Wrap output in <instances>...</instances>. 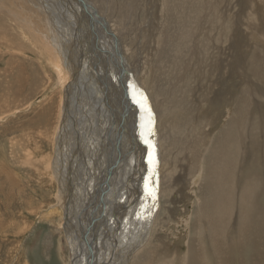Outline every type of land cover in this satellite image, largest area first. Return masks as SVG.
I'll use <instances>...</instances> for the list:
<instances>
[{
	"label": "bare ground",
	"instance_id": "obj_1",
	"mask_svg": "<svg viewBox=\"0 0 264 264\" xmlns=\"http://www.w3.org/2000/svg\"><path fill=\"white\" fill-rule=\"evenodd\" d=\"M21 1L25 3L27 8L20 3L17 4L15 0H5V6L2 7V9L4 12H7L9 11L8 8H10L13 19L19 24H24L26 30L22 31L23 35L35 46L31 48L32 51L44 57L45 63L51 67L50 70H52L55 75V81L59 87H61V89L65 87L66 89L67 86V90L65 91L68 92L69 90L68 95L63 96L64 106H62L63 97L61 98L62 95L60 96L59 94V96L57 95L58 98L53 97L54 99H50L44 104L53 107L52 110L48 107L41 109L45 111V119L43 121L45 127L48 123L46 131H52V129L56 127V129L60 128L58 130L59 133L56 134L58 136L55 141L54 138L56 136L50 139L52 150L54 149L53 147H55L54 163L53 165L50 163V165L52 166L51 170L53 169V178H56L60 185L57 197H59V201H61L59 205L60 214H62L61 211H63L65 216L64 220L67 229L65 227L62 228L64 236L66 234L68 237L65 236V239L71 251V263L89 264L86 243L89 244V248L91 247L90 254L93 258V264H103L104 256H110L108 254L109 248L105 250L106 248L102 249L97 246L93 249V245L91 246L89 241L96 242L97 245L103 242L102 231H100L99 228L102 226L101 223L105 220L107 214L115 212L113 203L109 204L107 202V199L110 200V197H106L102 194V196L99 195V199L96 198L97 192L106 188V179H117L114 177L115 172L111 171V169H126V172L133 173V175L131 174L132 177H137L136 180H127L124 185H129L123 186L125 189L130 188L131 190H136L137 193L133 199H129L124 203V208L126 209H124L122 213L124 218H122V216L120 217L121 229L118 233L122 240L115 246L120 248L124 240H130L128 239L130 225L134 223L136 217L142 216L141 212L140 214L138 213V215L135 210L131 212V208L137 202L139 195H142L143 199L147 198L145 196H148L152 204L155 202L156 197L160 198L158 202L160 205L163 198H167L165 201L167 204H173V201L170 200L171 197H173L172 194L169 197L168 195L172 189V184L170 182L174 181V185H178V178L176 179L175 173L179 160L183 163L185 162V164H183V169H185L187 164L186 169H191L192 175L197 177L195 178L192 176L195 181L198 182L196 196L199 201V204L197 203L194 207L191 219H189V241H186V252L182 255L179 253L182 257V260H180L183 262L187 260H193L195 263L199 262L197 249L200 246V242L203 243L206 238L197 245L195 243H197L196 240L202 236H207L208 243L206 250L208 256H214V258H216L215 251L217 250L222 253L220 250L221 242L227 243L225 244L228 250L230 245L238 239L236 235L230 236L231 228L229 224L232 218L225 219V216H227L226 206L230 202V197L235 198L234 208H238L241 204L244 205L247 202L245 196L248 195V193L243 192L244 189L246 191L248 189V192L252 194V198L250 199L253 200L254 194L259 191L260 188L258 180L254 185L253 177L252 179L249 177L246 178L244 177L245 173L238 177L237 175L234 176L232 173L234 170L236 171V169H223L224 162H221V160L216 162L215 158L219 152L225 150L227 143L232 145L237 142L239 146L249 145L248 141H245V138L250 135L251 128L254 124L253 118H256L258 122H260L259 124L257 123L259 127H264V116L261 118L262 114L259 111L262 106L256 99L253 101L252 95L250 96L254 88L252 87L253 82H251V77L247 73V69L244 66H240V68H244H241L242 73L239 81V78L236 79L234 76L240 60L238 59V62H235L237 60L233 57L231 64H225L229 57V52L234 54L236 50V53L239 55L238 52L240 48L241 51H244V57H249L251 54V58L254 59V57H257L255 51L259 48L258 46L255 48L251 46L252 48L248 50L246 48L247 43L243 44V42L241 43L242 45L238 47L234 46L236 43L240 44L241 41L239 39L240 36L238 35L237 37V31L239 29H235L237 24L236 22L234 23L235 18H233V16H236L233 15V13H235L234 0H231L228 5L226 4V10H221L219 8V5L221 6L224 0H170V2L169 0H164L163 3H165V6L163 5L164 9L161 10V12H163L162 15L160 14L157 18L158 22L155 20L156 17L151 14L149 22L145 20L144 22L147 23L143 24L144 28H148V30L143 29L145 33L148 32L154 34V36H158L156 45L159 46L158 49L156 48L155 51L152 52L151 57L149 59L146 58L147 60L145 59L144 62L141 56L143 54L148 55V53L142 47H139V37H141V40L143 39L142 27L139 25L137 30L135 29L136 26L133 27L132 22L136 20L133 19V16L134 18L138 16L133 15V12L128 10V4V7H126L123 5L122 0H91L90 2H86L87 0L85 2L84 0H34L36 3L31 2L32 0ZM137 1L138 0H130V2H133L130 5L132 6V4ZM30 4H34L35 9H30ZM72 4L74 6L76 5L75 7L78 10ZM95 4H98L105 14L101 12V14H99L98 9L94 7ZM84 5L87 6V8H84ZM150 5H152V3ZM231 8H233V13H231ZM21 9L26 10L25 16L27 18L25 21L22 18ZM31 13L39 17L45 16L47 20V29L50 33L46 32L44 27H34L35 20L32 18L34 15ZM243 16L245 17V15ZM107 17L108 20H112V26L114 25L116 27L115 31L119 35V38L113 34V29L108 27L109 23L106 19ZM87 19L91 20L90 23H92L94 29L87 26ZM140 20L142 21L143 19ZM76 22L78 23L75 24ZM247 24L248 23H246V25ZM263 25L264 24L259 23L252 24L251 22V24L246 26L247 30L245 33L248 32L250 34V32H252L255 35L264 37ZM56 26L60 35L59 38L53 37L52 35L54 34L53 27L56 28ZM160 26L163 28L161 34L157 31ZM138 30H140L141 33L139 32L140 34L137 37ZM88 34L90 35V43H88L89 40L87 39ZM239 34H241V32H239ZM255 35L251 37H255L256 39ZM144 36H146V34ZM241 37H243V34ZM121 41L123 42L122 44ZM256 44L262 48L261 51L264 53V47L262 46L264 45V41L263 43H259L258 40ZM119 45L125 47L130 58L133 56L139 62L135 66L137 70H131L129 68V65H127L125 61L126 56L124 59ZM8 52L12 51L8 50ZM18 54L22 55L21 52ZM121 57L122 59L120 60ZM210 59L213 60L212 63H214V65L210 64L208 67L207 61L209 62ZM258 59L263 60L264 58ZM19 64L20 61H18V59L11 64L6 63L3 71L7 75L19 76L20 80L23 79L26 81L28 79H26L25 71H22L25 68H19ZM248 67H250L249 61ZM193 74H195V77H193ZM197 76L199 77L196 78ZM201 78L207 79L210 85L204 84L205 81ZM114 79H117L116 83H118V85H116V91L120 92L118 95H120V99L123 100V103L121 100V102L117 104V101L119 102V96L115 90H108L106 86V82L114 81ZM194 80H196L197 83L194 84ZM102 86L104 90H102ZM239 86H241V90L238 89ZM100 87H102V89ZM142 87L146 92H149L148 94L149 98L152 99L151 105L153 108L151 111L147 109L146 112H142V115H145V117L140 115V118L143 117V121L147 122V124H143L144 127H138V125L135 124L136 127L139 128V131L135 130L136 128L131 131L132 134H135L131 145L134 144V141L137 139V141H135L136 144L129 147L127 153H125L124 151L126 150H124L123 155H120L119 151L122 144L125 145V142H119L117 140L118 138H115L116 136L114 135L115 137L112 143L105 144L107 141H111L109 138L110 135L108 137L105 135H108V131H113L117 116L120 115L121 118L122 116H128L131 107L133 105H139L140 101L144 104L142 107L138 106L141 111L145 105L150 104L149 98L147 99L141 93L143 90ZM135 92L137 93L135 94ZM211 94L212 96L208 98ZM7 102L8 98L4 99L3 105L1 106L5 111L8 109L5 107ZM119 104H123V106H121L122 110H119L120 112L118 115V112L113 110H117ZM60 106L64 107L62 116L59 112L62 108L58 110ZM204 106L209 113H216L218 111V113H216L220 117L218 120H222L225 117L228 118V120L224 127L221 130L218 129L219 132L213 137L215 143L212 144V142L200 151V149H197L198 144H196V141L198 138L195 136L194 126H198L201 120L198 118L194 119V117L196 113L195 109L199 110ZM220 108L221 110L219 111ZM3 109L1 113H4ZM41 109L40 111L42 112ZM230 109H232V111ZM47 111H49V113L51 111L53 114L52 118L50 117L49 119L46 117ZM154 111L156 112L155 116H153L152 113ZM229 112H231V115H229ZM246 114L248 123L245 120ZM58 118H61L60 120L62 121L59 125L54 126V124L58 123ZM149 119L151 123H149ZM207 119L210 120L209 118ZM54 120H56V122H54ZM193 121L195 125H192L193 123L191 122ZM105 124L107 125V129L103 131L102 126ZM188 125H190L189 128H187ZM132 128H134V126ZM27 131L28 132L24 131V133L29 138V144H34L36 146L37 141L36 136H34L36 131H33L34 134H31V132L29 133V129ZM142 132L144 135H142ZM54 134L55 131L52 132V135ZM13 138L16 140L13 147H18L19 149L22 147V151L17 149L12 150V166L11 164H4L8 169H19L22 166V164L19 163L21 156H24L23 159L26 161V156L23 155L22 152L26 151L29 153L31 150H28V144H23L21 142V137L20 140L18 139L19 141H17V137L13 136ZM41 140L43 139L41 138ZM146 140L147 143L145 142ZM115 141L117 144L114 143ZM113 143L114 146L112 145ZM140 143H142L143 146ZM115 145L117 147H115ZM189 150L195 151H190L188 155H183ZM199 157L208 158L212 162L214 161V163L207 164L205 169H198L197 166L200 164ZM113 159L114 161L117 159L115 163ZM254 159H252L253 163L259 165V160L257 161ZM123 161L125 162L124 166H122ZM142 167H146L149 171V175H151V179L144 180L143 177H141L142 175L139 176L142 174ZM104 169H106L105 172ZM157 170H159V174H157ZM245 170L248 172V169ZM138 173L139 175H137ZM143 173L145 174V172ZM161 174L162 176H160ZM100 176L101 178H99ZM180 176L184 178V174ZM68 177L69 180H67ZM260 177L262 179L261 182H263L264 173H260ZM183 178L181 182L184 181ZM231 180H233V184L229 183ZM19 183V181H16L15 185H19ZM146 183L148 184V191L154 190V199L148 194V191H146ZM78 184L80 185V191L78 189ZM183 184L185 185L184 182ZM72 185H75L73 189ZM96 187L98 188L96 189ZM71 190H74V193L71 194L70 203L68 201L70 193L68 192ZM180 191L182 193L183 190ZM185 198L186 196H184L183 199ZM183 199L182 201H184ZM96 205L97 208H95ZM252 205L253 204H251L250 207H252ZM91 206L93 210L90 209ZM59 208L56 205L49 212H46V214H51L56 210L59 212ZM168 208L170 209V206ZM239 208H242V206ZM94 209H96V212L99 210L98 213L95 214ZM160 210L157 213H155L156 211L154 210H148L150 214L146 215V218L150 217V219L154 221L156 216L159 217ZM236 212H240L239 209ZM78 213H80V218ZM92 213H94V215ZM95 215L99 218L97 228H94L95 226H90L92 218L94 217L95 219ZM229 217L231 216L229 215ZM236 218L238 219L239 217L236 216ZM175 219L176 217L174 216L169 218L168 213L166 221L167 230L161 232L160 230L162 228H159L157 230L160 233L155 235L156 227L154 226L151 231L149 230L150 236L148 240H145L147 243H144V248L138 250L136 253L135 251L140 243L138 244L132 240L134 242L133 245L131 244V246H128L131 249L129 255L125 252L122 257H117V262L121 261V264H126L125 260L128 262L131 254L135 253L130 264H152V262L158 261L155 254H162L163 251L165 252L163 254L164 258L168 259L169 249L166 251V241L169 237V227L172 228L171 222ZM241 219L244 220V218ZM244 221H246V216ZM151 224L149 223V225ZM117 236L120 237L119 235ZM231 237L233 238L231 239ZM183 238L184 236L181 234L178 240L183 241ZM227 240L231 244L228 245ZM95 254H98V257ZM198 254L201 255L200 251H198ZM176 255L178 254L174 253L173 257ZM163 263L166 264L167 262L162 261V264Z\"/></svg>",
	"mask_w": 264,
	"mask_h": 264
},
{
	"label": "rangeland",
	"instance_id": "obj_2",
	"mask_svg": "<svg viewBox=\"0 0 264 264\" xmlns=\"http://www.w3.org/2000/svg\"><path fill=\"white\" fill-rule=\"evenodd\" d=\"M15 1L17 2V4L20 3L22 6L26 7V5L23 1H21V0H15ZM85 1L86 0H84V2ZM90 1L91 0H87L86 2H90ZM138 1L136 3L134 2V4H132V6H131L130 4L133 2H130V0H122L123 5H125L126 7L129 6L128 7L129 9L128 8L127 9L129 11H132L133 13L132 12L131 13L133 15L138 16L135 18L133 16V19H136V20H133V22H132L133 27L136 26L135 27L136 30H137V28H139V25H140V27H142L141 28L142 30L141 29L140 30L142 31L143 39L141 40V37H139L140 38V44L142 43L141 45L139 44V47H142L148 53V55L143 54L141 56L142 61L144 62V60L146 58L149 59L152 55V52H154L155 49L156 48L158 49V47H159L156 45V39L158 36L157 35L154 36V34H152V33H148V32L145 33V31H143V29L148 30L147 27L144 28L143 24L147 23L144 21L147 20L149 22V20H150L149 18L151 16V14H153L154 17H156V19H155L156 22H158L157 18L160 16V14L162 15L163 12H161V10L164 9L163 5L165 6V3H163L164 0H153V1L142 0L139 2ZM31 2L36 3L34 0H32ZM81 2H83V1H81ZM150 2L152 3V5H150L151 4ZM169 2H170V0H169ZM230 2H231V0H224L222 2V5L221 6L219 5V8L221 10H226L225 6H227L228 3H230ZM233 3H234V11L236 14L233 13V8H231V13H233V15L237 16V17L233 16V18H235L234 23L236 22V24H237V27L235 29H237V30L239 29L237 31V33H238L237 37L239 35L240 36L239 39L241 40L240 44L236 43V44H234V46L238 47V46L242 45L241 43L243 42V44L247 43L246 48L248 50H250L252 48L251 46H253V48L258 46L259 48H257V50L255 49L256 50L255 52L257 54V57H254L255 60L253 58H251V54L249 55V57L248 56L244 57V53H243L244 51L243 50L241 51L239 48V52H238L239 55L236 53V50H235L234 54L232 52H229V57L227 58V60H226L227 62L225 64H231L233 57H235V59L237 60L235 62H238V59L240 60L238 65H237V68L235 71V76H234V78H236V79L239 78L238 79L239 81L241 78L240 75L242 73L241 68L245 67L247 69V73L251 77V82H253L252 87L254 88V89H252L253 93H251L250 96L252 95L253 101H254V99H256L257 101L260 102L262 108L259 111L262 114L261 118H263V116H264V59L259 60L258 58H260V59L264 58V53L261 51L262 48H260V46L257 45L256 43L258 42V40H259V43H263L264 37L260 36V35H255L252 32H250V34L248 32L247 33H245V32L247 30L246 26L251 24V22H252V24L253 23L264 24V0H234ZM127 4H128V6H127ZM145 4H146V6H145ZM30 5H31L30 9H33V8L35 9L34 4H30ZM4 6H5V0H0V264H72L71 263V261H72L71 251L69 250L67 241L65 239V236L67 237V235L65 234V236H64V234H63L64 231L62 228V227L66 228V222L64 220L65 216H64L63 211H61L62 214H60L59 205L61 204V201H59V197H57L58 196L57 193L60 189V187H59L60 185H59L57 179L53 178V174H52L53 169L51 170V168H52L51 165H53V163H54L55 147H53L54 149L52 150V148H51L52 144H51L50 139H52L53 136L54 137L56 136L54 138V141H55V139L58 136L56 134L59 133L58 130L60 128L56 129L57 127L56 128L52 127L55 130L54 129H52V131L48 130L50 133L48 131H46V127H47L48 123L46 124V127H45L44 122H43L45 119V117H44L45 111L41 109V108L45 109V107H48L52 110L53 107H50V106L44 105V104L46 102H48V100L54 99L53 97L58 98L59 94H60V96L62 95L61 98L64 95L67 96L69 93V90H68V92L65 91V90H67V86H66V89H65V87L62 88L63 90L61 89V87H59V85L55 81V78H56L55 75L53 74L52 70H50L51 67H49V65H47V63H45L46 61H45L43 56H39L34 51H32L31 48L35 47V46L33 45V43H30V40L27 39L23 35L22 31L26 30V27L24 26V24L23 23L19 24L13 19V14H12V11L10 8H8L9 11L4 12V10L2 9V7H4ZM216 6H218V5H216ZM38 7L40 9L39 5H38ZM85 7L87 8V6H85ZM94 7L98 9L99 14H101V13L105 14V12L102 9H100L98 4H95ZM144 9H145V11H144ZM158 9H159V11H158ZM135 10H136V12H135ZM21 14L23 15L22 18L25 21V19L27 18L25 16L26 10L21 9ZM31 14H33V13H31ZM33 15L34 16L32 18L35 20L34 21V27H40V28L44 27L45 31L50 33V31L47 29L48 28L47 27V20H46L45 16L39 17L35 14H33ZM243 15H245V17ZM139 17H141V18H139ZM236 18H237V20H236ZM106 19L109 23L108 27H110V29L112 28L113 32H114V33L113 32L112 33L115 34L116 37H118L119 35L115 31L116 27L114 25L112 26V24H113L112 20L111 19H110L111 21L108 20V17ZM140 19H143V20L141 21ZM87 20H88L87 26L94 29L92 23H90L91 20H89V19H87ZM135 22L137 23V25ZM245 22L248 24L246 25ZM77 23L78 22H76L75 24H77ZM240 23H241V25H240ZM79 25H80V23H79ZM157 25H158V23H157ZM18 26H20V27H18ZM53 29H54V34H52L53 37L59 38L60 35L58 33L57 26H56V28L53 27ZM140 30H138V32H137V37L141 33ZM162 30H163V28L161 26L157 29L159 34H161ZM239 32H241V34H239ZM144 33L146 34V36H144L145 35ZM242 34H243L244 38L241 37ZM252 35H255L256 39H255V37H251ZM87 39L89 40L88 43H90V35L89 34L87 36ZM147 39H149V40H147ZM122 43L123 42L121 41V44ZM119 46L121 47L120 49H121V53L123 54L124 59L126 56L125 61H126L127 65H129V68L131 70H137V68H135V66L139 62L133 56H131V58H130V55L127 53V51L123 45H119ZM262 46L264 47V45H262ZM37 47H39V46H37ZM8 50L12 51V52H8ZM19 52H21L22 55H19L18 54ZM257 52H259V53H257ZM223 58H226V57H223ZM16 59H18V61H20V64L18 67L19 68H25L22 71L23 72L25 71L26 79H28V80H26V81H24L23 79L20 80L19 76H14V75H9V74L7 75L3 71L6 63L11 64ZM212 61H213L212 59L209 60L210 63L207 61L208 67L210 64L214 65V63H212ZM248 61L250 62V67H248ZM240 66H244V67L240 68ZM193 77H195V74H193ZM198 77L199 76H197L196 78H198ZM201 79L205 81L204 84L210 85V82L207 79H203V78H201ZM116 82H117V79H114V81L113 80L108 81V82H106L107 83L106 86H107L108 90H115V92L118 95V93H120V92L116 91V85H118V83H116ZM255 82H256V84H255ZM195 83H197L196 80H194V84ZM102 87H100V88L102 89ZM209 87H211V86H209ZM209 87H208V89H209ZM240 87L241 86L238 87L239 90H241ZM102 90H104V87ZM136 93L137 92H135V94ZM141 93L147 99L149 98V94H148L149 92H146V90L144 88H143ZM45 94H46V96H45ZM118 96H119V102L117 101V104L120 103L122 100V99H120V95H118ZM211 96H212V94L210 96H208V98H210ZM6 98H8V102H7V105L5 107H7L8 109L5 111V109H3L1 106L3 105V101ZM151 100L152 99L149 98L150 104L145 105V107H143L142 111L140 110V108L138 106L142 107L144 105L143 102L140 101L139 105H136V106L133 105L131 107V111L128 114V116H125V117L122 116L123 119L119 115V112H120L119 110H122L121 106H123V104L122 105L119 104V106H117V110H113V111H117L118 115H119L116 117L115 124L113 126V131L112 132L108 131V133H107L108 135H105L106 137H108L110 135L109 138L111 139V141L110 142L107 141L105 144L112 143L113 138L116 136L115 138H118L117 140L119 142H121V143L125 142V145H126L125 146L122 144V147L119 151L120 155H123L124 152L127 153L129 151L128 150L129 147L134 146L136 144L135 141H137V139H136L134 141V144L131 145V143L134 139V136H135V134H132L131 131L134 130L135 128H136L135 130L139 131V128H137L136 125H138V127H140V126L142 127L143 124H147V122L143 121L144 120L143 117L140 118V115H142V112L143 113L146 112L147 109H150V111H151V109L153 108L151 105V103H152ZM25 101H26V103H25ZM248 101H250V100H248ZM29 103H30V105H29ZM122 103H123V100H122ZM192 104H193V102H192ZM62 106H64V97L62 98ZM60 108H62V110L59 111L60 115L62 116L64 107L60 106L58 108V110H60ZM2 109H3L4 113H1ZM40 109L42 110V112L40 111ZM78 109H79V107H78ZM195 110H196V113L197 112L198 113L197 114L195 113L194 119L198 118L201 120V122H199L198 126H194V128H195L194 133H195V136H197V138H198L196 141V144H198L197 149L198 150L200 149V151H201L203 148H205L207 145L211 144L212 142H213L212 144L215 143L213 140L214 139L213 137L219 132L218 129L221 130L224 127L228 118L225 117L222 120H218L220 118L219 115L216 114V113H218V111L216 113L215 112L209 113L205 106L202 109H199V110L195 109ZM220 110H221V108L219 109V111ZM230 110L232 111V109H230ZM36 111L37 112L40 111V112L37 113ZM247 112H249V111H247ZM46 113L48 114V116L46 114V117H48L49 119H50V117L52 118L53 114L51 113V111H50V113H49V111H47ZM152 113H153V116H155L156 112L154 111ZM229 113H230L229 115H231V112H229ZM91 115H92V113H91ZM142 116L145 117V115H142ZM206 116L210 120H208L206 118ZM245 118H246L245 120L248 123L247 114L245 115ZM60 119L61 118H58V123L54 124V126L55 125L57 126L61 123L62 120H60ZM253 119H254V124H253V127L251 128L250 135H249V137L247 136L245 138V141L246 142L248 141L249 145L247 146V144H246L244 146H239V144L237 142L232 144V145L227 143L225 150L222 152H219V154H217L216 158H215L216 162H218L219 160H221V162L222 161L224 162L223 169H236V171L234 170L235 173H234V171L232 173V174H234V176L237 175V177H238L240 175H244L243 173H245L244 177H246V178L249 177L251 179L253 177L254 185L258 180V184H259V188H260L259 191H257V189H256L257 192L254 194L253 200L250 199V198H252V194H250L248 192V189H247V191L245 189L243 190V192H247L248 195L245 196L246 201H247L246 202L247 205L241 204L239 206V207L242 206V208H239V207L234 208L235 207V198L230 197V202L226 206V215L227 216H225V219L227 220L229 218L230 219L232 218L230 221V224H229V226L231 228L230 236L236 235L238 237V239L234 243H232V245H230V248H228V250H227V245H226L227 243L225 242L226 243L225 244L224 242H221L220 250L222 251V253L219 250H217V251H215L216 258H214V256L213 257L208 256L207 250H206L208 241H207V236L205 235L206 237L202 236V237L198 238L196 240L197 243H195L197 245L200 241H203L206 238L203 241V243L200 242V246L197 249V257L199 258V260H198L199 262L195 263V261H193V260H187L185 262L181 261L182 260L181 255L186 252V241L188 240V238H189L188 236L190 234V227H189L190 220L189 219H191L194 207L197 203L199 204V201H198L197 196H196V192H197V188H198V182L195 181V179L193 178L195 176L192 175L191 169H186L187 164L185 166V169H183V164H185V162L183 163L182 161L179 160V164L176 168V173H175L176 179L178 178L177 179L178 185L177 186L174 185V181L170 182L172 184V189L168 195V197H169L172 194L173 197H171L170 200L173 201V204L172 205L167 204L165 202L167 198H165V199L163 198L161 200V205H160V204H158L159 199H160L159 197H156L155 202L152 204V203H150L151 201H150L148 196H145L147 198L143 199V196L139 195L137 202L131 208V212H132V210H135L137 215H138V213L140 214V212H141L142 216H140L138 218L136 217V219L134 220V223H132L130 225L129 236H128V239H130V240L129 241L124 240L123 244L120 248H117L115 246L118 244V242L120 240H122L120 234H118V233L121 229L120 217L122 216L123 210L126 209V208H124V203L129 199H133L137 193L136 190L134 191V190H131L130 188L125 189L123 186L129 185V184L124 185V183H126L127 180L128 181H131L134 179L136 180L137 177H135V178L132 177L133 173L126 172V169H111V171L115 172L114 177L117 179L116 180L115 179L114 180L106 179L105 180L106 188L104 190H101V191L99 190L97 192L96 198L99 199V195L102 196V194L106 197H110V200L107 199L108 200L107 202L109 204L113 203V208H114L115 212H112L111 214L108 213L106 216L107 220H106V218L104 220L106 223L104 221L101 223L102 226H100L99 230L102 231V239H104L103 242L100 243L101 245L99 244L100 245L99 246V245H97L96 242L91 243V241H89L90 245L91 246L93 245V249L96 248L97 246H98V248H102V249L106 248L105 250H107L109 248L108 254L110 256L109 257L104 256L103 264L104 263L105 264H112V263L113 264H118V263L121 264V261L117 262V257H122L125 252H127L126 254L129 255L131 249L128 246H131V244L133 245L134 242H137L138 244L140 243L139 247L137 248L135 253L138 250L143 249L145 246L144 243L145 242L147 243V241H145V240H148V238L150 236L149 232L152 230V228L154 226L156 227L155 235L160 233L157 230L159 228H162L160 230L161 232L167 230V227H166L167 222L166 221H167L168 213H169V218H171L173 216L176 217V219L171 222L172 228L169 227V232H168L169 237L167 238V241H166L167 243L165 242L166 243V251L169 249L168 250L169 251L168 259L164 258V255H163L165 253L164 251L162 252V254L156 253L155 256H156V259L158 261H155L154 263L152 262V264H162V261H166L167 262L166 264H264V181L261 182L262 179L260 177V173H264V167H263V164H264V141H263L264 127H259L258 124L260 122H258V120L256 118H253ZM126 120H128V121H126ZM194 121L191 122V123H193L192 125H195ZM202 121H204V122H202ZM54 122H56V120H54ZM220 122H221V124H220ZM141 123H142V125H141ZM21 125H22V127H21ZM40 126L43 128H41ZM133 126H134V128H132ZM189 127H190V125L187 126V128H189ZM28 129H29V133L31 132V134H34L33 131H36L35 134H37V135L34 134V136H36V141H37L36 146L34 144H32V145L29 144L30 143L29 138L24 133V131L28 132L27 131ZM106 129H107V125L105 124L102 126V130L105 131ZM118 129L119 130L121 129V130L119 131ZM53 130L55 131L54 135H52V132H54ZM47 132H48V134H47ZM14 134H17V135H14ZM12 135L17 137V141H19L20 137H21V142L23 144H28V150L29 151L31 150L29 153L26 151L22 152L23 155L26 156V161L23 159L24 156H21V160L19 163H21L22 166L19 169H8L5 166V164H9V165L11 164V166H12V162H13L12 150L17 149V150L22 151V147L20 149L18 147L17 148L13 147V144L16 142V140L13 138ZM38 135H40L41 137ZM41 138L43 140H41ZM119 138H120V140H119ZM46 141H47V143H46ZM249 142H251V143H249ZM114 143L117 144L116 141ZM114 143L112 144L113 146H114ZM140 144H142V143H140ZM142 146H143V144H142ZM115 147H117V146L115 145ZM119 148H120V145H119ZM141 148H143V147H141ZM243 149H245V150H243ZM124 150H126V151H124ZM190 151H195V150H189L187 153H185L183 155H188L190 153ZM261 156H262V158H261ZM3 158H4V160H3ZM254 158L257 161L259 160V163H260L259 165L253 163L252 159H254ZM113 161H114V159H113ZM115 161H114V163H115ZM199 161H200V164H199L200 166L199 165L197 166L198 169H200V168L205 169L207 164L214 163V161L212 162L208 158H202V157H199ZM1 163H2V166H1ZM50 163H51V165H50ZM122 163H123L122 166H124L125 162L123 161ZM245 169H248V172ZM13 170H14V172H13ZM105 171H106V169H104V172ZM104 172H103V175H104ZM143 172H145V174ZM157 174H159V170H157ZM183 174H184V178L182 176H180ZM85 175H86V173H85ZM127 175H129V176H127ZM137 175H139V173ZM148 175H149V171L146 169V167H144L142 174H140L139 176L143 177L144 180H149V179H151V175H149V176ZM160 176H162V174ZM181 177L184 179L183 182L185 183V185L183 184V182H181V180H182ZM99 178H101V176ZM195 178H197V177H195ZM67 180H69V177L67 178ZM16 181L20 182L19 185H15ZM120 181H121V183H120ZM229 183L233 184V180H231ZM234 185H235V183H234ZM74 186L75 185H72V189ZM183 187H184V189H183ZM97 188L98 187H96V189ZM78 189L80 191V185L79 184H78ZM102 189H103V187H102ZM180 190H183L182 191L183 195H182ZM178 191L180 192V194ZM131 192H133V193H131ZM68 193H70V195L68 196V199H69L68 201L71 203L70 197H71V194L74 193V190H71ZM184 196H186L185 199H183ZM142 199H143V201H142ZM182 199L184 201H182ZM141 201H142V203H141ZM251 204H253L252 207H250ZM56 205L59 208V212H58V210H56L51 214H46V212H49ZM86 206H87V204H86ZM140 206H141V208H140ZM161 206H162V208H161ZM169 206H170V209L168 208ZM246 207H247V209H246ZM95 208H97V205L95 206ZM90 209H92V206ZM238 209L240 212H236ZM148 210L149 211L154 210V211H156L155 213H157L160 210L159 217L156 216L155 217L156 220L154 219V221L151 220L150 217L146 218V215L150 214V212ZM83 211H84V209H83ZM98 211L99 210H97V212H96V209H94L95 214L98 213ZM85 213H86V211H85ZM94 213H92V214L94 215ZM250 213H252V214H250ZM78 214H79V218H80V213H78ZM229 215L231 217H229ZM96 216L97 215H95V219H94V217L92 218V222L90 223L91 224L90 226H92V227L95 226L94 228L98 227L99 218H98V216L97 217ZM236 216H238L239 218L237 219ZM245 216H246V221H244ZM240 217L244 218V220H242ZM108 218H109V220H108ZM122 218H124V217L122 216ZM119 222H120V224H119ZM148 222L150 224L151 223L152 224L149 225ZM161 222H162V224H161ZM236 224H238V225H236ZM91 230H92V228H91ZM187 230H189V231H187ZM83 234H85V233H83ZM181 234H182V236H184L183 241L178 240L180 238ZM117 235H119L120 237H118ZM130 236H131V238H130ZM232 238L233 237H231V239ZM95 241H96V239H95ZM227 242H228V245L231 244L228 240H227ZM110 244L112 245V247ZM133 247H135V246H133ZM174 248H175V251H174ZM198 251H200L201 255L198 254ZM135 253L131 254V257L128 260V262H127V260H125L126 264H130L131 259ZM174 253H177L179 255V258H178V255L173 257ZM179 253H181V255ZM112 254H113V256H112ZM95 255L98 257V254H95Z\"/></svg>",
	"mask_w": 264,
	"mask_h": 264
},
{
	"label": "water",
	"instance_id": "obj_3",
	"mask_svg": "<svg viewBox=\"0 0 264 264\" xmlns=\"http://www.w3.org/2000/svg\"><path fill=\"white\" fill-rule=\"evenodd\" d=\"M85 4V3H84ZM85 7V5H84ZM112 37H114L113 35H111ZM122 59V57L120 58V60ZM123 70V69H122ZM124 71V70H123ZM125 72V71H124ZM93 241H91L92 243ZM86 245V248H87V253H88V256H89V264H93V258L91 257V254H90V248H89V244H85Z\"/></svg>",
	"mask_w": 264,
	"mask_h": 264
},
{
	"label": "snow or ice",
	"instance_id": "obj_4",
	"mask_svg": "<svg viewBox=\"0 0 264 264\" xmlns=\"http://www.w3.org/2000/svg\"><path fill=\"white\" fill-rule=\"evenodd\" d=\"M149 123H151L150 119H149ZM142 127H144V125H142ZM149 134H150V133H149ZM142 135H144L143 132H142ZM145 142L147 143V140H146ZM150 147H151V145H150ZM150 162H151V160H150ZM145 189H146V191H148V184H147V183L145 184ZM148 194H149L150 196H152L153 199L155 198V196H154V190H153V191H148Z\"/></svg>",
	"mask_w": 264,
	"mask_h": 264
}]
</instances>
